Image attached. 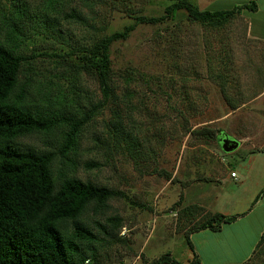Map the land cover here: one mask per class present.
I'll use <instances>...</instances> for the list:
<instances>
[{"label": "rangeland", "instance_id": "1", "mask_svg": "<svg viewBox=\"0 0 264 264\" xmlns=\"http://www.w3.org/2000/svg\"><path fill=\"white\" fill-rule=\"evenodd\" d=\"M247 1L62 0L60 12L34 28L46 0H23L28 12L18 22L24 29L19 53L29 74L23 72L21 81L32 80L31 97L46 115L84 118L96 111L82 127L77 152L70 153L74 167L63 168L59 155L65 127L18 143L58 154L55 177L118 193L106 211L90 206L82 216L98 236L88 264H151L167 255L188 264L196 257L185 235L215 212L239 216V226L200 245V264H264V240L256 249L264 230V122L252 120L257 116L247 105L263 84L244 88L238 66H264V50L258 45L254 52L245 41V10L218 26L192 20L185 9L158 22L140 20L164 17L173 4L215 11ZM16 3L0 0L1 41ZM72 10L83 21L70 17ZM130 26L127 38L110 46L106 96L95 76L77 70L73 48ZM221 133L239 141L238 148L223 151Z\"/></svg>", "mask_w": 264, "mask_h": 264}, {"label": "trees", "instance_id": "2", "mask_svg": "<svg viewBox=\"0 0 264 264\" xmlns=\"http://www.w3.org/2000/svg\"><path fill=\"white\" fill-rule=\"evenodd\" d=\"M247 2L232 10L215 11H199L188 3L173 4L165 9L167 15L164 17L140 20L158 22L185 9L192 20L218 26L233 14L257 9V0ZM61 6L62 0H46L44 14L33 20L34 28L38 24H47L48 16L55 11L59 13L60 10L56 9ZM27 12L26 3L17 0L14 17L2 29L5 39L0 40V264H88L89 254L96 253L98 236L85 225L82 216L90 206L106 211L109 200L118 193L75 177H55L53 165L58 154L25 149L18 143L21 138L48 134L65 127L67 132L59 155L63 168L74 167L70 153L77 152L82 127L96 111L84 118L46 115L39 103L33 100L29 93L32 80L26 77L21 81V74H29V69L25 68L26 60L19 53L24 29L18 22L26 17ZM70 17L83 21L74 10ZM133 28L127 27L91 45L82 43L73 48L77 52V70L95 76L106 96L110 95L112 85L110 46L115 41L126 39ZM117 130L127 138L120 122ZM211 136L216 135L211 132ZM133 142L130 140L129 143ZM238 217L213 213L210 219L189 231L185 237L196 258L188 264H200L190 238L192 233L207 229L220 231L223 224ZM109 221L115 223L117 219ZM263 240L264 233L256 249ZM169 256L151 264H183Z\"/></svg>", "mask_w": 264, "mask_h": 264}, {"label": "crops", "instance_id": "3", "mask_svg": "<svg viewBox=\"0 0 264 264\" xmlns=\"http://www.w3.org/2000/svg\"><path fill=\"white\" fill-rule=\"evenodd\" d=\"M241 17H243L246 21L247 27H246V34H245V41L246 43L248 42L253 48L254 52L258 50V45L259 49L264 50V1L263 0H257V9L255 11H248L245 10L242 12ZM249 47V45L247 44ZM246 48V46H245ZM257 48V49H256ZM243 50V49H242ZM252 51V50H251ZM244 50L242 51V53ZM240 53V51H238ZM264 53V52H263ZM241 54V53H240ZM245 65L242 64L238 66L240 67V73H241V79H242V86L244 88H252L255 89L256 87L254 85L256 84H263V86H259L258 89L262 92L258 94V97L256 99L252 100L248 106H250L249 111L253 115H256L257 117H252V120H260L264 122V66H259V68L255 65H248L247 63L244 62ZM253 85V86H251ZM241 109H237V112H240ZM259 118V119H258ZM261 127V126H260ZM263 127V125H262ZM216 213V212H215ZM218 213V212H217ZM221 214V213H220ZM224 215V214H223ZM239 218V217H238ZM236 219L235 221L227 224H223L221 227L220 231L214 232L211 230H201L198 232H194L191 234L190 238L191 241H193V245L195 250H197V255L199 257V252L200 251V245H205V241L212 240L213 238H216V236H220L223 234V232L226 230V228H236L238 229V222H240V218ZM263 224V229H264V221L262 222ZM264 230L258 234L256 238L260 240L261 236L263 235ZM197 238L200 242L199 244H196L194 242V239ZM256 242V241H255ZM254 249L252 250L253 253ZM249 254L247 256L246 260H243V262L247 261L250 256L252 255ZM201 261V260H200ZM242 262V263H243ZM230 264V263H226Z\"/></svg>", "mask_w": 264, "mask_h": 264}, {"label": "water", "instance_id": "4", "mask_svg": "<svg viewBox=\"0 0 264 264\" xmlns=\"http://www.w3.org/2000/svg\"><path fill=\"white\" fill-rule=\"evenodd\" d=\"M220 140L223 151L227 153L236 150L240 144L239 141L235 140L234 138H231L225 133L222 134Z\"/></svg>", "mask_w": 264, "mask_h": 264}, {"label": "built area", "instance_id": "5", "mask_svg": "<svg viewBox=\"0 0 264 264\" xmlns=\"http://www.w3.org/2000/svg\"><path fill=\"white\" fill-rule=\"evenodd\" d=\"M231 176H232L233 178H236L235 173H231ZM87 262H88V261H87Z\"/></svg>", "mask_w": 264, "mask_h": 264}, {"label": "flooded vegetation", "instance_id": "6", "mask_svg": "<svg viewBox=\"0 0 264 264\" xmlns=\"http://www.w3.org/2000/svg\"><path fill=\"white\" fill-rule=\"evenodd\" d=\"M231 138H233V137H231Z\"/></svg>", "mask_w": 264, "mask_h": 264}]
</instances>
